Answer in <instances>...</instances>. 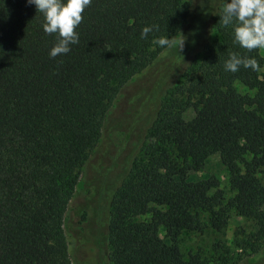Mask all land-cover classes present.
<instances>
[{
    "label": "trees",
    "instance_id": "obj_1",
    "mask_svg": "<svg viewBox=\"0 0 264 264\" xmlns=\"http://www.w3.org/2000/svg\"><path fill=\"white\" fill-rule=\"evenodd\" d=\"M224 2L91 0L78 43L53 58L56 34L43 31L35 6L0 0V264H85L65 230L81 169L123 88L166 49L153 40L197 24L201 48L181 79L155 88L149 77L130 94L135 118L142 97L155 114L104 206L93 207L103 216L91 236L112 264H240L220 239L203 250L180 245L187 232L222 233L236 212L257 226L238 242L259 253L245 264H264V56L233 42L219 22ZM146 25L158 30L142 39ZM229 53L254 57L259 70L225 71ZM213 154L229 194L216 175H191Z\"/></svg>",
    "mask_w": 264,
    "mask_h": 264
},
{
    "label": "rangeland",
    "instance_id": "obj_2",
    "mask_svg": "<svg viewBox=\"0 0 264 264\" xmlns=\"http://www.w3.org/2000/svg\"><path fill=\"white\" fill-rule=\"evenodd\" d=\"M197 30H199L198 24L196 29L188 25L184 34L175 38L176 46L166 48L147 70L123 88L110 111V122L107 124L100 145L91 152L89 161L81 169L75 194L66 212L65 230L71 254L74 257L78 256L85 264H112L108 256V247L107 249L105 247V250L102 247L105 255L91 236L95 232L97 222H100L103 216V211L96 213L92 209L99 207L101 210L104 206L105 203H102L116 186L112 184V180L116 179V176L118 177L125 168L130 154L145 134L142 129L148 125V119L150 122L153 120L155 114L152 98L142 97L138 103L140 116L137 114L135 118L134 109L137 102L136 105L131 102L130 94L138 89L141 82L148 81L149 77L154 80L155 88L161 84L166 87L178 82L185 68L193 61L201 48L199 44L195 47ZM209 31L207 28L206 36L210 34ZM183 39L184 46L179 50L178 42ZM260 53L264 56V49H260ZM237 87L241 92L249 91L241 83H237ZM186 115L191 117L193 111L189 110ZM191 175L197 179L216 175L220 180V186L227 191V194L230 193L228 170L221 162L219 154H213L201 170L192 171ZM256 229L254 221L233 212L228 226L222 233L187 232L182 236L180 245L184 251L203 250L211 248L213 243L220 239L231 247L234 257H239L240 264H245L247 260L255 259L259 253H251L250 250L238 247V242ZM161 234L165 236V231L163 230ZM262 251L264 252V249ZM101 256L103 257L100 258Z\"/></svg>",
    "mask_w": 264,
    "mask_h": 264
},
{
    "label": "clouds",
    "instance_id": "obj_3",
    "mask_svg": "<svg viewBox=\"0 0 264 264\" xmlns=\"http://www.w3.org/2000/svg\"><path fill=\"white\" fill-rule=\"evenodd\" d=\"M26 3L35 6L37 12L42 14L43 31L56 34V43L48 53L50 57L67 54L70 45L78 43L79 36L75 29L91 0H26ZM218 14L223 26H231L235 44L249 51L264 49V0H225ZM154 30H158L156 25H146L141 29L140 37L147 38ZM153 43L161 48L177 45V41L169 36L157 37ZM178 46L179 50L183 48L184 39L178 42ZM240 67L258 71L260 66L254 57L229 53L224 61L225 71L235 73Z\"/></svg>",
    "mask_w": 264,
    "mask_h": 264
}]
</instances>
